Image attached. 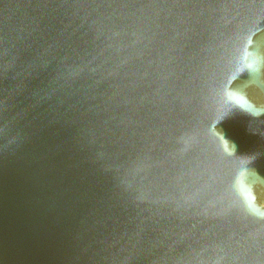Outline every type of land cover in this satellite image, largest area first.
I'll list each match as a JSON object with an SVG mask.
<instances>
[{
	"label": "water",
	"instance_id": "water-1",
	"mask_svg": "<svg viewBox=\"0 0 264 264\" xmlns=\"http://www.w3.org/2000/svg\"><path fill=\"white\" fill-rule=\"evenodd\" d=\"M0 264H264V0H0Z\"/></svg>",
	"mask_w": 264,
	"mask_h": 264
}]
</instances>
